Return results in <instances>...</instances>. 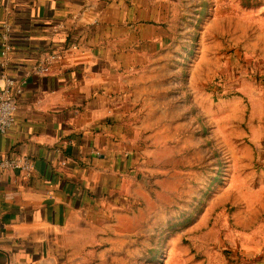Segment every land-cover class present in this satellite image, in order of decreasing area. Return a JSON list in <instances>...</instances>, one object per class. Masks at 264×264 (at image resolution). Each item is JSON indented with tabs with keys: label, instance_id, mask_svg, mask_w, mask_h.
Wrapping results in <instances>:
<instances>
[{
	"label": "rangeland",
	"instance_id": "rangeland-1",
	"mask_svg": "<svg viewBox=\"0 0 264 264\" xmlns=\"http://www.w3.org/2000/svg\"><path fill=\"white\" fill-rule=\"evenodd\" d=\"M169 24L132 79L124 204L75 223L79 264L264 257V0H171Z\"/></svg>",
	"mask_w": 264,
	"mask_h": 264
},
{
	"label": "crops",
	"instance_id": "crops-1",
	"mask_svg": "<svg viewBox=\"0 0 264 264\" xmlns=\"http://www.w3.org/2000/svg\"><path fill=\"white\" fill-rule=\"evenodd\" d=\"M170 21L171 0H0L23 86L0 135V264H79L75 223L122 207L132 79L162 54ZM50 53L49 74L27 75ZM23 159L29 172L7 170Z\"/></svg>",
	"mask_w": 264,
	"mask_h": 264
},
{
	"label": "built area",
	"instance_id": "built-area-1",
	"mask_svg": "<svg viewBox=\"0 0 264 264\" xmlns=\"http://www.w3.org/2000/svg\"><path fill=\"white\" fill-rule=\"evenodd\" d=\"M10 32V26L3 23L0 29V79L3 82V88L0 91V135L3 136H7L14 127L17 98L23 90L22 82L9 70L13 59ZM59 57L58 53L45 55L44 59L33 66L27 75L45 76L49 74L51 67ZM6 165L8 171L19 169L29 172L30 170V161L26 159L6 162Z\"/></svg>",
	"mask_w": 264,
	"mask_h": 264
}]
</instances>
